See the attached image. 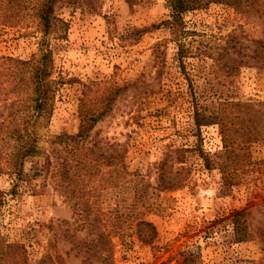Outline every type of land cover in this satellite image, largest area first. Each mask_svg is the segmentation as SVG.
Segmentation results:
<instances>
[{"label": "rangeland", "instance_id": "rangeland-1", "mask_svg": "<svg viewBox=\"0 0 264 264\" xmlns=\"http://www.w3.org/2000/svg\"><path fill=\"white\" fill-rule=\"evenodd\" d=\"M24 1L33 5L40 0ZM56 11L70 28L65 39L48 40L54 77L62 82L48 124L38 129L44 152L28 160L16 194L10 192L17 177L0 169V233L26 246L30 264H38L46 253H60L66 264H82L83 255L62 233L77 223L71 201L43 170L44 154L56 135L77 133L84 91L90 89L91 95L117 85L121 94L91 136L107 153L117 148L133 175L114 189L90 186L84 197L94 203L108 230L115 227L112 210L131 207L134 219L155 225L157 237L152 245L143 244L126 224L130 235L113 239L114 263L182 264L189 252L196 264H264V143H254L247 170L225 182L202 158V153L222 150L219 127H197L191 94L195 91L209 109L229 99L264 102V64L253 58L255 41L264 40V15L245 16L211 3L185 13L184 26L174 30L163 23L170 15L167 0L63 1ZM36 31L30 16L20 27L0 25V57L39 54L41 35ZM229 34L241 41L242 55L212 59L208 53L218 51ZM180 46L187 57L180 58ZM213 53L218 57L220 52ZM4 87L0 78V97ZM163 161L178 187H158ZM0 165L5 167L4 162ZM136 186L141 190L138 198ZM246 208L250 236L238 242L232 215ZM85 233L79 231L80 237ZM87 264L104 263L95 258Z\"/></svg>", "mask_w": 264, "mask_h": 264}, {"label": "trees", "instance_id": "trees-1", "mask_svg": "<svg viewBox=\"0 0 264 264\" xmlns=\"http://www.w3.org/2000/svg\"><path fill=\"white\" fill-rule=\"evenodd\" d=\"M63 1L76 0H40L33 5H27L24 0H0L1 26L20 27L30 16L35 22L37 34L41 35L38 40L39 54L29 59L0 57V78L5 84L4 93L0 97V164L4 162L6 167L0 165V169L17 177L11 194L17 193L18 181L25 175L28 160L44 152L39 146L38 129L48 124L62 82L54 77V52L48 40L65 39L70 29L69 23L56 13L57 5ZM167 3L170 15L163 23L174 30L184 26L185 13L206 9L211 3L227 5L245 16L264 15V0H167ZM255 44L253 58L264 64V40L255 41ZM180 47V58L187 57L183 47ZM216 48L218 51L212 50L208 54L218 62L221 60L219 56H239L244 49L234 34H229L227 40ZM213 52L220 53L215 57ZM90 92V89L84 91L85 100L77 133L59 134L49 141V151L44 154L43 170L53 178L51 181L54 188L71 201L73 217H76L77 223L73 226L69 223L70 226L62 229V233L72 248L83 255L82 264L93 262L95 258L101 259L104 264H115L113 239L130 235L126 233V224H130V231L146 245L154 243L157 229L150 221L134 219L130 214L135 211L134 208L121 207L112 210L115 214V227L113 231L108 230L95 212L94 203L86 201L84 197L90 186L97 184L99 190L114 189L133 175L128 170L124 155L116 151L117 148L113 153H107L100 147V142L91 136L97 124L111 111L122 89L117 85H108L98 88L91 95ZM191 92L195 124L197 127L217 125L223 143L222 150L214 155L202 153L204 164L210 170H219L223 180L230 183L235 174L246 171L251 164L252 145L264 143V102L255 104L229 99L209 109L200 103L195 91ZM168 173V162L163 161L158 168L159 188L172 189L179 186L173 183ZM42 187L45 188V183ZM140 191L136 186V198ZM34 192L42 194L43 190L34 188ZM249 209L235 211L232 215L234 235L238 242L250 236ZM79 231L86 233L80 237ZM56 259L60 264H66L60 253L56 256L46 253L38 264H57ZM30 262L23 243L9 242L0 233V264ZM182 264H196V258L192 253H184Z\"/></svg>", "mask_w": 264, "mask_h": 264}]
</instances>
